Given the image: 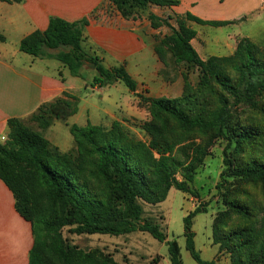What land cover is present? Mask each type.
<instances>
[{
  "label": "trees",
  "instance_id": "1",
  "mask_svg": "<svg viewBox=\"0 0 264 264\" xmlns=\"http://www.w3.org/2000/svg\"><path fill=\"white\" fill-rule=\"evenodd\" d=\"M112 2L125 20L144 16L152 29L166 27L169 33L157 40L154 53L161 62L168 53L176 65L196 68L198 82L194 88L183 75L181 97L143 99L150 114V121L142 126L149 137L147 145L127 139L117 126L106 131L91 124L71 125L73 155L52 146L25 121H7L4 141L0 139V180L12 193L16 212L31 225L28 264L93 263L92 257L64 243L61 230L65 227L76 235L146 232L166 243L169 264H182L177 242L166 241L157 224L143 219L142 203L164 201L171 188L197 197L190 185L218 140L226 143L222 181L228 184L224 176L235 177L264 188V156L257 150L264 142V46L242 38L230 56L202 60L190 44L196 32L187 22L212 27L230 22L204 21L188 13L182 18H160L150 11L153 6H177L178 0ZM173 18L175 26L169 22ZM86 25L85 20L51 17L45 30H36L20 41L19 51L33 58H54L73 77H79L87 64L97 73L93 86L121 82L135 92L136 83L124 66L107 69L97 56L84 51ZM57 49L62 50L49 53ZM238 108L243 109L239 112ZM75 113L73 102L58 98L41 105L29 118L45 129L51 119L65 120ZM192 134L199 136L200 143L177 148ZM223 197L227 210L241 218L250 216L247 207ZM203 212L205 208L196 207L183 219L185 249L197 264H216L215 260H202L194 249L192 218ZM228 219V212L222 211L212 220L211 242L218 245V252L227 250L231 264H264V226L226 232Z\"/></svg>",
  "mask_w": 264,
  "mask_h": 264
},
{
  "label": "rangeland",
  "instance_id": "2",
  "mask_svg": "<svg viewBox=\"0 0 264 264\" xmlns=\"http://www.w3.org/2000/svg\"><path fill=\"white\" fill-rule=\"evenodd\" d=\"M205 1L201 7L204 9L206 6L213 18L238 19V21L232 23L228 28L196 26L195 30L199 32V39L194 42L196 47L202 49V43L212 41L213 45L221 44L224 46L221 54L230 56L234 51L233 47L240 40L236 36L239 32H248L251 34V41L254 44L261 48L264 46V0ZM142 19L146 20L144 16ZM170 22L175 26L174 18ZM168 33L169 30L162 26L154 29L149 39L156 45L157 40ZM143 35L146 37L149 34L143 33ZM20 55L22 56L20 62L23 64H33L34 61V64L31 65L34 70L55 76H59L61 72V76L80 86L76 92L79 106H85L90 110L97 107L112 110L110 112L114 114V117L105 122L107 126L103 127L104 130L109 131L117 126V130L123 133L127 139L145 145L148 144L149 137L142 126L150 121V114L149 105L143 99L179 98L183 95V75L187 76L188 82L194 88L199 76L196 68L176 65L167 53L164 56L165 62H162V80H155L147 85L141 84L132 93L121 82L110 85L103 84L101 88L98 86L97 89H94L92 81L97 73L87 64L83 65L80 70L82 77L76 78L71 76L69 70L66 67L63 68L62 64L54 58H33L21 52ZM208 57L205 56L203 59ZM149 65H152V62H149ZM242 109L238 108L237 111L240 112ZM50 121L53 126L49 130V127L42 129L40 123L33 122L31 118H28L24 123L29 129L42 134V136L44 134L47 136V131L48 135L53 136L61 144L65 141H71L72 149L66 153L75 155V145L69 132V126H66L65 121L60 119L55 124L54 119ZM200 141L199 136L192 134L177 148L189 143L198 144ZM225 145L226 143L221 140L214 142L209 149L210 154L197 170L194 182L190 185L192 192L197 197L194 194H183L171 188L164 201L155 205L142 203L143 219L157 224L166 235V241L174 240L177 242L182 264H197L190 256L189 251L185 249L183 224L184 217L196 207L206 209V212L196 214L192 218L191 224V231L194 234V249L204 261L215 260L216 264H231V254L224 249L218 252V245H213L211 242L212 220L219 212H228V224L224 228L226 232L241 227L259 230L264 226V188L258 184L238 180L235 177L226 178L224 176V179L228 181V184H225L220 177L223 170ZM257 150L260 156H264V142L263 145L257 146ZM222 186H224L223 189ZM223 195H227L229 200L247 207L250 216L241 218L227 210ZM61 234L68 247L92 257L93 263L91 264H169L166 243L155 240L146 232L135 231L119 236L76 235L71 232V227H65L61 230Z\"/></svg>",
  "mask_w": 264,
  "mask_h": 264
},
{
  "label": "crops",
  "instance_id": "3",
  "mask_svg": "<svg viewBox=\"0 0 264 264\" xmlns=\"http://www.w3.org/2000/svg\"><path fill=\"white\" fill-rule=\"evenodd\" d=\"M178 1L177 6H153L150 11L160 18H182L188 13L204 21L230 22L216 28H228L238 21L213 18L206 6L204 9L201 7L205 0ZM51 17L68 22L85 20L87 25L82 41L84 51L97 56L107 69L124 66L128 75L135 81L136 89L141 84L147 85L149 82L162 80L163 64L154 53V44L149 39L154 29L147 20L142 19L143 16L135 20L123 19L112 0L0 1V35L3 38L0 40V137H5L9 119L26 121L41 105L58 98L76 105V113L63 120L66 126L85 127L91 124L106 127L105 122L114 117L110 112L112 110L107 108L97 107L90 110L79 106L76 92L80 86L61 76V72L59 76L50 75L34 70L31 66L34 61L33 64L27 65L20 62V41L36 30H45ZM187 25L196 32L190 44L202 60H206L203 59L205 56H227L221 54L224 49L221 44L213 45L212 41H207L202 43V49L194 45L199 39V32L195 27L208 25H198L194 22H187ZM143 33L149 35L145 37ZM236 36L238 40L252 39L248 32H239ZM60 50L62 49L50 50L49 53L56 54ZM149 62H152V65H149ZM81 74L80 72V78ZM98 86L96 84L93 87L97 89ZM56 121L54 120V124ZM46 134L47 136L44 134L43 137L60 151L67 152L72 149L71 141L61 144L48 135L47 131ZM32 244L31 225L16 212L12 193L0 180V264H28Z\"/></svg>",
  "mask_w": 264,
  "mask_h": 264
},
{
  "label": "built area",
  "instance_id": "4",
  "mask_svg": "<svg viewBox=\"0 0 264 264\" xmlns=\"http://www.w3.org/2000/svg\"><path fill=\"white\" fill-rule=\"evenodd\" d=\"M0 139H1V141H3L4 140V137H0Z\"/></svg>",
  "mask_w": 264,
  "mask_h": 264
}]
</instances>
